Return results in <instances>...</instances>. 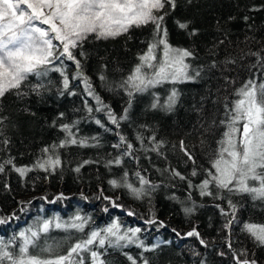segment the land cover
<instances>
[{
  "label": "trees",
  "instance_id": "trees-1",
  "mask_svg": "<svg viewBox=\"0 0 264 264\" xmlns=\"http://www.w3.org/2000/svg\"><path fill=\"white\" fill-rule=\"evenodd\" d=\"M158 15L164 17L161 27L167 31L168 44L192 52L186 63L194 80L164 82L131 98L120 87L140 62L139 56L162 36L150 23L114 39L89 35L73 49L79 70L73 61L57 60L56 67L69 78L67 90L61 72L49 71L44 77L30 76L19 95L13 91L0 98V164L4 166L0 219H11L0 224V241H11L9 250L14 255L23 243L19 234L29 228L37 230L45 221L52 226L29 248L31 254L43 258L65 255L93 230L115 222L121 234L140 231L135 243L123 247L92 246L104 264H132L129 256L136 264H236L235 256L241 252L264 264V246L243 230L245 223H264V201L218 191L214 185L209 186L213 195L202 196L199 188L226 130L220 122L238 98V90L250 79L264 83V0H175L174 8L165 4ZM162 47L157 49L158 57ZM78 71L83 75L77 77ZM85 76L107 108L97 111L101 106L87 95ZM173 89L178 98L172 111L151 107L157 98L164 104ZM108 109L117 118L128 109L127 119L117 127L108 119ZM64 124L72 128L78 142L85 143L53 150L52 145L67 138ZM120 136L133 145L131 155L125 154ZM181 140L192 160L180 150ZM158 142L161 146L153 151ZM44 148L49 152L44 153ZM49 156H58L61 164L47 171L39 168L37 162ZM116 159L121 163L115 164ZM9 160L11 164L6 163ZM16 168L30 170L21 175ZM174 171L184 179L173 175ZM136 173L149 184L142 185ZM110 180L120 186L113 187ZM125 183L142 190L139 198ZM228 199L236 205L235 219L220 211L231 212ZM186 208L192 211L186 213ZM77 216L87 221L83 232L54 226L71 224ZM193 229L199 237L186 235ZM81 256L83 264H92L90 252Z\"/></svg>",
  "mask_w": 264,
  "mask_h": 264
},
{
  "label": "snow or ice",
  "instance_id": "snow-or-ice-1",
  "mask_svg": "<svg viewBox=\"0 0 264 264\" xmlns=\"http://www.w3.org/2000/svg\"><path fill=\"white\" fill-rule=\"evenodd\" d=\"M165 4H170L174 8L175 0H0V98L13 91L19 95V90L30 76L44 77L49 71L61 72L63 87L67 90L69 78L61 68L56 67L57 60L61 63H63L61 58L73 61L79 70L80 61L74 56L73 49L80 46L89 35H94L97 39H114L127 34L132 28H140L150 23L155 25L156 34L162 33V36L158 41L149 44L147 51L139 56L140 62L121 82L120 87L125 89L131 98L136 93H143L164 82L194 80L195 77L189 74L190 66L186 63L187 58L193 55L192 52L169 45L166 39L167 31L161 27L164 17L158 13ZM245 19L247 20V17ZM180 27L186 28L187 25L180 24ZM161 45L163 47L158 57L157 49ZM253 55L258 54L253 53ZM82 75V72H77V77ZM195 75L199 76V72ZM100 79L103 81L105 77L101 75ZM83 83L87 95L94 97L97 104L101 106L97 111L107 108L95 94L86 76L83 77ZM38 88L39 85L33 90L38 91ZM237 97L232 107L227 109L226 119L220 122L225 125L226 130L223 133V139L219 141V150L207 170V178L199 185L200 194L213 195L209 186L214 185L218 191L248 194L253 200L264 201V83L257 84L254 80H248L238 90ZM177 98L178 93L173 89L164 104H160L157 98L151 107L153 109L159 107L170 112ZM88 111L91 112L92 109L89 108ZM124 111L125 114L117 118L111 109H108V119L118 127L120 120L127 119L128 109ZM96 123L101 124V121L96 120ZM62 130L67 133V138L60 141L59 145H52L53 150L68 144L83 145L85 143L75 139L72 128L68 124L62 125ZM137 139L143 143L142 137L137 136ZM151 139L155 141L154 136ZM120 141L126 146L125 154L131 155L133 145L126 142L124 136H120ZM161 144L162 142L156 143L152 150H158ZM115 147H120V144ZM179 148L189 160L193 159L183 140L180 141ZM43 152L48 153L49 148H44ZM6 163L11 164L12 161L9 160ZM114 163L118 165L121 161L116 159ZM60 164L58 156L55 158L49 156L43 162H37V166L45 171L49 167L55 169ZM15 170L24 175L30 169L16 168ZM75 170L79 172L80 168L77 167ZM3 171L4 166L0 164V172ZM136 175L142 185L149 184V181L140 176V173ZM173 175L180 176V173L174 171ZM192 175H197L195 170ZM126 176L127 173L125 178ZM180 178L184 179L183 176ZM109 183L113 187L120 186L116 180H110ZM124 186L139 198L141 189H136L127 183ZM189 186H191L190 182ZM227 204L231 212H226L219 205L217 207L223 215H231L232 219H235L236 205L231 199L227 200ZM191 211V208L185 209L186 213ZM128 215L131 216L133 213L129 212ZM232 219L228 221V225L232 223ZM75 221L68 225L56 223L54 226L83 232L87 221L79 216L75 217ZM5 222L0 219V224ZM149 223H155V221H149ZM51 226L50 221H45L37 230L29 228L26 232H21L19 238L23 243L19 247L18 255H14L9 250L11 241L9 244L0 241V264H3L5 260L10 264H83L81 253L86 251L90 252L92 264H104L100 254L91 250L92 246L104 248L107 244L123 247L126 244L135 243L136 233L140 231L136 228L129 230L131 235L128 232L121 234V226L114 222L104 229L93 230L86 239L72 245L65 255L43 258L31 254L29 248L34 247L39 235L47 233ZM160 226H164L162 222ZM243 230L259 245L264 246V223H245ZM186 235L199 237L200 234L193 229ZM199 242L202 245L205 244L203 239ZM138 246L143 245L141 243ZM229 247H231L230 244ZM74 256L80 257L79 260H73ZM128 259L132 261V264H136L131 256ZM235 260L236 264H257L254 259L247 258L246 252L236 255ZM144 264H147V261Z\"/></svg>",
  "mask_w": 264,
  "mask_h": 264
},
{
  "label": "bare ground",
  "instance_id": "bare-ground-1",
  "mask_svg": "<svg viewBox=\"0 0 264 264\" xmlns=\"http://www.w3.org/2000/svg\"><path fill=\"white\" fill-rule=\"evenodd\" d=\"M99 205L98 204H96V205H94V207H98ZM2 220H5V221H10L11 219L10 218H7V217H3V218H1Z\"/></svg>",
  "mask_w": 264,
  "mask_h": 264
},
{
  "label": "rangeland",
  "instance_id": "rangeland-1",
  "mask_svg": "<svg viewBox=\"0 0 264 264\" xmlns=\"http://www.w3.org/2000/svg\"><path fill=\"white\" fill-rule=\"evenodd\" d=\"M44 27H46V26H44ZM54 43H56V42L54 41Z\"/></svg>",
  "mask_w": 264,
  "mask_h": 264
}]
</instances>
